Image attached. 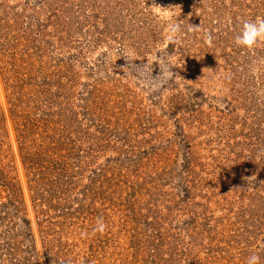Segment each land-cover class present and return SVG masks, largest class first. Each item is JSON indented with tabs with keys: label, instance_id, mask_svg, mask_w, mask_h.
Returning a JSON list of instances; mask_svg holds the SVG:
<instances>
[{
	"label": "rangeland",
	"instance_id": "rangeland-1",
	"mask_svg": "<svg viewBox=\"0 0 264 264\" xmlns=\"http://www.w3.org/2000/svg\"><path fill=\"white\" fill-rule=\"evenodd\" d=\"M256 17L0 0V264H264V43L234 42Z\"/></svg>",
	"mask_w": 264,
	"mask_h": 264
},
{
	"label": "clouds",
	"instance_id": "clouds-1",
	"mask_svg": "<svg viewBox=\"0 0 264 264\" xmlns=\"http://www.w3.org/2000/svg\"><path fill=\"white\" fill-rule=\"evenodd\" d=\"M199 27L191 26L192 31H197ZM181 32L179 24H170L168 27V38L175 42ZM213 38L211 32L205 33L206 41H211ZM237 47L247 50H253L261 43H264V17H256L254 19H246L242 22V28L239 34L235 37ZM104 224L102 219L98 220V231H103ZM246 264H260V256L252 254L247 258Z\"/></svg>",
	"mask_w": 264,
	"mask_h": 264
}]
</instances>
